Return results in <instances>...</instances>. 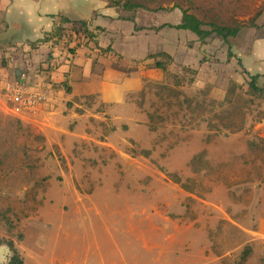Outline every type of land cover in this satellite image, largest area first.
<instances>
[{"label": "rangeland", "instance_id": "rangeland-1", "mask_svg": "<svg viewBox=\"0 0 264 264\" xmlns=\"http://www.w3.org/2000/svg\"><path fill=\"white\" fill-rule=\"evenodd\" d=\"M131 1L146 9L123 11L138 20L112 39L123 55L93 66L135 79L122 102H100L93 90L67 99L68 81L49 80L59 62L94 56L76 40L74 53L60 44L66 58L57 47L33 59L7 57L0 47V237L25 264H264V245L249 242L241 226L264 218L261 196L245 195L264 184V92L248 85L257 74L264 87V64L246 73L227 60L230 45L256 46L264 58V0ZM181 9L204 29L241 30L201 42L189 30L161 27L179 23ZM251 23L260 27L247 38ZM21 70L22 81L50 95L26 114L1 89ZM252 201L260 209L248 219L243 205ZM13 254L1 247L0 264Z\"/></svg>", "mask_w": 264, "mask_h": 264}, {"label": "crops", "instance_id": "crops-1", "mask_svg": "<svg viewBox=\"0 0 264 264\" xmlns=\"http://www.w3.org/2000/svg\"><path fill=\"white\" fill-rule=\"evenodd\" d=\"M123 11L126 10L110 6L109 0H0V47L2 46L6 50L5 56L7 57L23 55L24 57H31V59H33L42 52V49H45L48 46L52 47L51 50H53L54 47L55 49L57 47L58 53H61L60 50L63 46H59L61 43H64L62 41L55 45H51L50 42H45L38 44L34 49L30 48L28 42H34L41 38L44 32L50 31L53 23L57 21L61 15L68 17L71 20H85L87 21L89 29L95 32L100 47L105 48L108 45L101 43L100 38L104 36L110 38L108 43L111 44L112 52L99 53V50L94 48V43L90 42L87 48L90 49V53H93L94 56L88 54L89 57L87 58L90 59L88 62L86 61L85 63H82L80 59H74L73 57L71 59H65L64 61L59 62V66L56 69L49 72L51 74L49 80L54 81L53 78L56 77L55 81H68V84L71 86V91L67 93V99L73 97L77 92L81 95L85 93L88 94L89 90H93L97 93L100 102L116 104L123 101L126 90L129 88V84L135 81V79L111 68L104 69V67H102L98 73H94L93 66L97 64L100 59H103V57H111V55H115V58H118L123 55L114 48L112 39L116 36L118 39L121 38L120 34L122 31L120 30V27L123 24H130L131 28H134L135 25L138 27V20L136 17L134 18L133 15L128 17L124 16V19L121 17ZM131 17L134 18V22L129 19ZM66 26L69 25L66 24ZM95 27H100L102 30H94ZM252 28L255 27L248 28L246 33L247 38L248 36H254L255 30ZM134 33H138V31H135ZM78 41L79 40H76V43ZM76 43L75 46H78ZM79 45L82 46L84 44L80 43ZM230 46L231 51L241 59L243 67L248 72L261 73L260 63L264 64V58L256 53V46L253 47L251 52L248 49L243 52V50H239L233 45ZM69 47H73L72 44H67L68 49ZM2 50L3 49L0 50V55ZM19 51H22L24 54H19ZM46 51H48V49ZM61 54L63 58H66V56L69 55L65 52H62ZM242 55H250V61L248 63L245 62ZM122 57L124 58V56ZM8 67L10 70L11 66L9 65ZM2 74V76L7 77L9 75L8 69L7 71L5 70L2 72ZM24 76H26V74L21 70V77L17 76L16 79L21 80ZM5 82L1 85V89ZM261 183L262 182L259 181V184ZM262 185L261 188L253 186L252 191L247 194L243 193L242 187L239 193L241 195L245 194L246 196H249L246 200L251 199L252 197L255 198L256 196H261V199L263 200L262 205H264V184ZM248 187H251V185L249 184ZM253 201L250 205H243V207L247 208L249 211V214H247L248 219H251L252 217L250 214L251 211L260 209L258 205L259 203H253ZM256 201H258V199ZM254 224L253 228L244 225L241 226L248 233L249 242H255L257 245H264V218L255 220ZM6 249L8 250V248ZM25 260V258L22 260L23 264H25ZM38 264L40 263L38 262Z\"/></svg>", "mask_w": 264, "mask_h": 264}, {"label": "trees", "instance_id": "trees-1", "mask_svg": "<svg viewBox=\"0 0 264 264\" xmlns=\"http://www.w3.org/2000/svg\"><path fill=\"white\" fill-rule=\"evenodd\" d=\"M109 5L121 8L123 10H136L138 8L146 9L142 4L137 2H132L131 0H109ZM131 21L134 22V18H129ZM68 24L69 26H66ZM204 22L197 18L193 13H190L187 9H181V19L180 22L177 24H170L164 23L162 26L172 27L178 30H189L193 32L198 39L203 42L209 37L212 33L220 36L224 41L227 40L228 37H235L239 33L241 27L240 26H228V25H219L216 23H211L210 29H204L202 26ZM251 27L258 28L259 25L255 23L250 24ZM136 27V26H135ZM260 27V26H259ZM261 27H264V21L261 24ZM94 30H102L100 27H95ZM82 39V40H80ZM73 40H79L76 45L83 43L84 45L88 46L90 42L94 43V47H96L100 52H112L111 44H108L105 48L99 46L98 40L96 39V34L93 30L89 29L87 21L85 20H71L65 16H59V19L55 21L52 25L50 31L44 32L43 36L34 42H28L30 48H35L38 44H42L45 42H50L51 45L58 44L59 42H64L66 44L71 43ZM69 50L72 52L75 51L74 47H69ZM165 54V52H162ZM168 55V54H165ZM158 56V54H150L147 56L153 57ZM169 56V55H168ZM235 58L237 64L243 67L241 59L237 57L228 46L227 50V60ZM155 67L158 69H164L165 65L163 62L157 61L155 63ZM243 72H248L245 68H242ZM258 75L253 74L251 75V80L248 82V85L256 92V93H263L264 87H259L256 83ZM67 80H63L59 82L62 85H66ZM68 85V84H67ZM69 89V88H68ZM5 246L8 250L12 251L14 254L11 256L8 264H23V261L16 256L15 252L17 251L12 240H3L0 237V247Z\"/></svg>", "mask_w": 264, "mask_h": 264}, {"label": "built area", "instance_id": "built-area-1", "mask_svg": "<svg viewBox=\"0 0 264 264\" xmlns=\"http://www.w3.org/2000/svg\"><path fill=\"white\" fill-rule=\"evenodd\" d=\"M2 91L7 102L25 114L37 110L49 100L45 89L22 80L5 82Z\"/></svg>", "mask_w": 264, "mask_h": 264}, {"label": "water", "instance_id": "water-1", "mask_svg": "<svg viewBox=\"0 0 264 264\" xmlns=\"http://www.w3.org/2000/svg\"><path fill=\"white\" fill-rule=\"evenodd\" d=\"M16 75H17V76H19V75H20V72H19V71H17V72H16Z\"/></svg>", "mask_w": 264, "mask_h": 264}]
</instances>
